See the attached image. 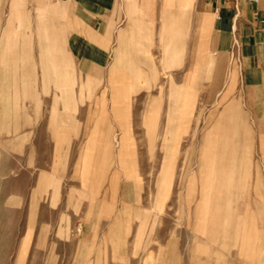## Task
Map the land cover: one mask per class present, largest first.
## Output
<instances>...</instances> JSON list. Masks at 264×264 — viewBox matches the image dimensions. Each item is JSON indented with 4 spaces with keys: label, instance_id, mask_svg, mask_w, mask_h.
I'll list each match as a JSON object with an SVG mask.
<instances>
[{
    "label": "rangeland",
    "instance_id": "374dc122",
    "mask_svg": "<svg viewBox=\"0 0 264 264\" xmlns=\"http://www.w3.org/2000/svg\"><path fill=\"white\" fill-rule=\"evenodd\" d=\"M63 3L0 0V264H264V150L192 5Z\"/></svg>",
    "mask_w": 264,
    "mask_h": 264
},
{
    "label": "crops",
    "instance_id": "0c3cea01",
    "mask_svg": "<svg viewBox=\"0 0 264 264\" xmlns=\"http://www.w3.org/2000/svg\"><path fill=\"white\" fill-rule=\"evenodd\" d=\"M64 2L69 15L85 24L87 8L100 23L110 22L118 0H53ZM140 2V1H139ZM172 7H191L195 32L206 41L209 62L220 64L219 85L223 87L237 76L239 101L250 106L256 136L264 150V0H173ZM79 39L85 35L78 32ZM81 35V37H80ZM239 41L240 62L230 55L234 39ZM206 57V58H207ZM262 210V209H261ZM237 254L241 255L240 250ZM128 263V261H126ZM224 264H229L228 262ZM235 264V263H233Z\"/></svg>",
    "mask_w": 264,
    "mask_h": 264
},
{
    "label": "built area",
    "instance_id": "2783aa9c",
    "mask_svg": "<svg viewBox=\"0 0 264 264\" xmlns=\"http://www.w3.org/2000/svg\"><path fill=\"white\" fill-rule=\"evenodd\" d=\"M230 55L233 59H236L237 61L240 62L241 55H240V50H239V41L237 38L234 39V44L231 49Z\"/></svg>",
    "mask_w": 264,
    "mask_h": 264
},
{
    "label": "bare ground",
    "instance_id": "6f19581e",
    "mask_svg": "<svg viewBox=\"0 0 264 264\" xmlns=\"http://www.w3.org/2000/svg\"><path fill=\"white\" fill-rule=\"evenodd\" d=\"M119 38V37H118ZM115 61V60H114ZM116 61H118V60H116ZM116 65V64H115Z\"/></svg>",
    "mask_w": 264,
    "mask_h": 264
}]
</instances>
